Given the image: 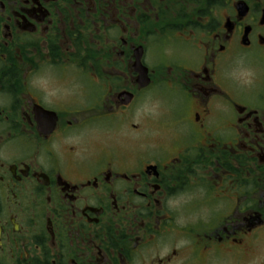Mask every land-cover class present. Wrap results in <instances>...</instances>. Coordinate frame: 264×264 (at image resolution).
Segmentation results:
<instances>
[{
  "label": "flooded vegetation",
  "instance_id": "af4514ba",
  "mask_svg": "<svg viewBox=\"0 0 264 264\" xmlns=\"http://www.w3.org/2000/svg\"><path fill=\"white\" fill-rule=\"evenodd\" d=\"M0 264H264V0H0Z\"/></svg>",
  "mask_w": 264,
  "mask_h": 264
},
{
  "label": "rangeland",
  "instance_id": "374dc122",
  "mask_svg": "<svg viewBox=\"0 0 264 264\" xmlns=\"http://www.w3.org/2000/svg\"><path fill=\"white\" fill-rule=\"evenodd\" d=\"M153 117V116H152Z\"/></svg>",
  "mask_w": 264,
  "mask_h": 264
}]
</instances>
